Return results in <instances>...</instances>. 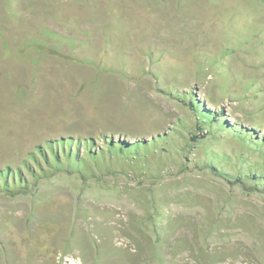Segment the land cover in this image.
Returning <instances> with one entry per match:
<instances>
[{"label":"rangeland","instance_id":"obj_1","mask_svg":"<svg viewBox=\"0 0 264 264\" xmlns=\"http://www.w3.org/2000/svg\"><path fill=\"white\" fill-rule=\"evenodd\" d=\"M0 264H264V0H0Z\"/></svg>","mask_w":264,"mask_h":264}]
</instances>
